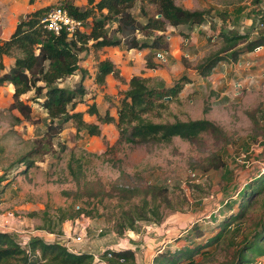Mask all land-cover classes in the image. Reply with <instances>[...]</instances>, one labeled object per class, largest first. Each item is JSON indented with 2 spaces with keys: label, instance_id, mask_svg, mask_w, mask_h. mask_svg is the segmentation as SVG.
<instances>
[{
  "label": "rangeland",
  "instance_id": "374dc122",
  "mask_svg": "<svg viewBox=\"0 0 264 264\" xmlns=\"http://www.w3.org/2000/svg\"><path fill=\"white\" fill-rule=\"evenodd\" d=\"M67 1L83 9L89 7L88 0H0V43L10 37L27 13L50 5L64 7ZM187 1L192 10L228 12L227 20L210 16L193 30L170 26L166 33L167 61H161L158 52L148 48L146 67L143 69L133 58L128 62L126 77L130 72L142 73L144 77L164 81L167 86L186 77L190 82L185 83L179 98L157 111L161 117L150 118L155 122L207 118L222 128L229 143H220L211 133L203 134L195 144L180 137L158 145L119 143L116 123H102L87 110L96 103L102 116L109 112L117 119L127 80L114 76L109 86H95L92 79L99 61L108 52L95 50L90 42L81 55V66L87 74L79 72L59 84L75 88L84 77L86 95L76 110L85 112L87 122L99 123L103 135H87L73 122L66 123L54 138L44 135L40 131L46 112L35 92L23 95L22 99L32 106L37 123L25 120L11 108L12 85H0V231L14 233L20 242L26 236H42L46 232L61 236L76 226L72 219L62 221L63 217L81 209L85 213L78 218L79 222L89 224L82 244L85 250L99 254L107 247L120 249L132 245L138 254L136 264H151L149 260L164 239H182L189 246L185 235L195 225L205 233L203 237L192 238L190 245L196 247L220 230L226 200H235L241 187L264 170V46L244 54L237 62L220 63L208 77L200 74L198 66L223 46L224 27L236 26L242 32L250 28L258 17L255 11L259 5L253 0ZM141 5L138 2L133 8L140 24L146 16L156 13L155 5L145 3V15L140 12ZM84 25V31H90L91 19ZM139 36L140 40L147 38L144 34ZM118 47L115 57H121V51L127 50L123 45ZM19 55L16 51L4 58L6 66L0 69V76L10 70ZM239 86L242 87L237 91ZM216 154L226 162V167L206 170L209 158ZM30 160H35L31 168ZM71 164L77 171L76 177L70 172ZM148 186L168 190L169 202L162 197L158 200L162 220H140L136 230L119 234L115 227L121 211L140 204ZM122 187L142 191L130 200L122 199L118 195ZM262 196L250 206L241 232L251 230L264 214ZM101 228L103 233H99ZM182 234L185 235L180 237ZM239 234H234L238 235L235 243L242 239ZM222 242L223 239L203 248L194 258L201 264L231 260L235 246ZM252 264H264V257Z\"/></svg>",
  "mask_w": 264,
  "mask_h": 264
},
{
  "label": "trees",
  "instance_id": "16d2710c",
  "mask_svg": "<svg viewBox=\"0 0 264 264\" xmlns=\"http://www.w3.org/2000/svg\"><path fill=\"white\" fill-rule=\"evenodd\" d=\"M253 1L254 4L259 5L255 11L257 19L243 32L237 31L234 28L236 26L230 29L223 28L221 32L223 46L208 55L198 66L202 76H210L222 62H237L244 54L264 46L263 0ZM138 2L143 4L140 12L145 15V3L155 5L156 9L155 15L146 16L145 22L141 24L133 12ZM88 4L89 7L83 9L67 1L64 7L76 19L84 22L91 19L90 31L78 30L73 36H69L64 30L59 34L49 30L42 23V19L53 8L50 5L24 15L11 36L0 43L1 70L5 69L4 56H12L16 51L21 54L16 56L10 70L0 76V85L11 83L15 88L11 108L16 109L25 120L36 122L32 106L22 99L23 95L35 92L38 98L44 99L41 105L46 112V116L42 119L44 128L40 133L51 138L60 134L68 122L75 123L76 128L79 131L83 130L87 135H103L99 123L87 122L84 118L85 112L76 110L86 95L84 77L75 88L62 87L59 84L79 72L87 74L81 66V55L87 50L90 42L95 50L123 45L127 50L150 48L153 52L168 51L166 33L170 26L186 25L193 30L201 26L207 17L222 16L226 21L229 15L228 12L210 9L192 10L177 4L175 0H88ZM113 23L115 26L112 25ZM151 32H155L156 35ZM255 33H258L257 37H254ZM139 34H144L147 38L140 40ZM110 74L120 78V72L112 60H100L95 76L96 82L104 85ZM189 82L183 77L174 85L167 86L162 80H154L140 74L134 75L127 82L128 88L121 99L117 119L109 112L102 116L96 103L87 111L90 115H96L102 123L115 122L120 135L119 143L136 146L158 145L170 143L174 138L180 137L195 144L203 134L211 133L215 134L214 138L220 143L227 145L228 135L220 126L207 118L174 122H155L150 118L155 115L161 117V113L157 111L165 109L168 102L178 99L185 83ZM28 165L30 168L33 167L35 160L28 161ZM78 166L80 170L82 164ZM225 167L226 162L216 154L213 158H209L205 169L220 170ZM70 172L76 177L77 171L72 164ZM144 189L142 202L122 210L118 216L115 228L119 234H123L126 230H136L137 222L140 220H162L161 204L158 200L162 197L164 201L169 202L168 190L160 186H148ZM141 191L140 188L122 187L119 188L118 195L122 199L130 200L135 195L141 194ZM261 195H263L261 203L264 210V171L243 185L235 200L227 201L228 211L223 213V218L220 220L221 228L214 236L205 240V243L192 247L190 245L193 243L192 238L197 239L205 234L194 225L185 235L189 246L185 245L174 251L166 249L159 252L152 264H201L194 258L195 254L216 242L220 243L222 239V243L234 245L235 250L231 260L225 259L217 264L257 262L258 258L264 257V214L259 216L251 230L241 231L250 206ZM84 213L79 209L75 214L65 215L62 221L76 220ZM236 232L240 233L239 237L242 236V239L235 243L234 238L238 236L234 235ZM248 232L251 235H248ZM96 254L92 251L73 253L63 244L46 242L41 236H32L25 247L14 233L0 231V264H136V252L130 248L120 250L107 248L97 254L100 261L96 260Z\"/></svg>",
  "mask_w": 264,
  "mask_h": 264
},
{
  "label": "built area",
  "instance_id": "2783aa9c",
  "mask_svg": "<svg viewBox=\"0 0 264 264\" xmlns=\"http://www.w3.org/2000/svg\"><path fill=\"white\" fill-rule=\"evenodd\" d=\"M262 9L264 11V6L262 7ZM42 23H44L46 28L58 34L63 30L67 31L69 36H73L78 30L80 31L85 30V27H84L85 22L83 20H79L73 17L69 13V11L65 7H62V6L53 7L43 17ZM112 25L115 26V23H113ZM262 47L263 46L257 47L255 50L258 51ZM157 56L161 61H167L169 52L161 50V51H158ZM240 87L242 86H239L237 88V91H239ZM39 100L41 101L40 103H42L44 99L39 98ZM79 221H80L79 219L74 220L73 222L76 226L70 232L66 231L64 235L57 236L55 234H51L48 232H46V234H40V235H42L41 237H43L46 242H59L63 244L64 246H66L67 249L73 253L79 254V253L85 252L87 250L84 251L82 244L85 243L89 224H81ZM103 231H104L103 228H101L99 230V233L100 232L103 233ZM33 236H37V234H33ZM31 237L32 236H28V237L26 236V238H24V241L21 243L22 244L28 243ZM79 244L80 246H78ZM95 258L97 261H100V257L97 254L95 255Z\"/></svg>",
  "mask_w": 264,
  "mask_h": 264
},
{
  "label": "crops",
  "instance_id": "0c3cea01",
  "mask_svg": "<svg viewBox=\"0 0 264 264\" xmlns=\"http://www.w3.org/2000/svg\"><path fill=\"white\" fill-rule=\"evenodd\" d=\"M176 1V3L177 4H179V5H185L184 7H186V8H191V6H189V4H188V1L187 0H175ZM208 18V17H207ZM180 26H185L186 28L185 29H189L188 28V26H186V25H180ZM180 26H178V27H180ZM178 27H174V28H178ZM16 29V28H15ZM15 31V30H14ZM13 31V32H14ZM10 36H11V34H10ZM8 39V38H7ZM7 39H5V40H7ZM105 50V52H108V53H106L105 55H104V57L102 58V59H110V60H112L114 63H115V65H116V67H117V69L119 70V72H120V76H123V77H126V73H127V66H128V62L131 60V59H133V58H136V60L140 63V65H142L141 67L143 68V67H146V63H147V61H148V58L146 57L149 53H150V49H148V48H143V49H131V50H122L121 51V53H122V56L120 57V56H114L113 54H116V53H114V52H117L118 50H120L119 49V47L118 46H111V47H106V48H104ZM110 52H111V54H110ZM124 52V53H123ZM6 57H10V56H4V58H6ZM5 60L3 59V62H4ZM15 61V60H14ZM14 63V62H13ZM4 65L6 66V64L4 63ZM14 65V64H13ZM219 66V65H218ZM217 66V67H218ZM217 67L215 68V69H217ZM11 68V67H10ZM9 68V69H10ZM144 69V68H143ZM126 70V71H125ZM152 70H154V69H152ZM7 72V71H6ZM140 75L142 74V73H139ZM139 74H134L133 72H130L129 73V76L128 77H126L125 79L127 80V82H129L130 81V79L134 76V75H139ZM96 75V74H95ZM93 81H94V83H95V86L96 87H99V86H104V85H110L111 84V81H113L114 80V75L113 74H110V75H108L107 76V78H106V83L104 84V85H100V84H98L97 82H96V80H95V77L92 79ZM117 81V80H116ZM5 84H10V85H12V87H13V90H12V95L14 94V92H15V88H14V86H13V84H11V83H5ZM5 84H3V85H5ZM84 84H85V82H84ZM86 85V84H85ZM126 85V88H128V83L127 84H125ZM33 92V91H32ZM97 101V99H95V102ZM264 171V170H263ZM260 175V173L257 175V176H259ZM256 176V177H257ZM255 178V177H254ZM237 197H238V193H237ZM236 197V198H237ZM235 198V199H236ZM230 200H232V199H230ZM227 201H229V200H226V203H227ZM225 207H226V204H225ZM228 210H227V208H226V210H225V213L227 212ZM2 232H7V231H2ZM185 235V234H184ZM183 234L180 236V237H183L184 236ZM182 243V244H181ZM121 244V243H120ZM185 246V244H184V241L181 239V240H179L178 238H169V239H164L163 240V243H162V246L160 247V248H158V250L154 253V255H152V257H151V260H149V261H152L153 262V259H154V257L159 253V252H162V251H164V250H166V249H170V250H176V249H180V248H182V247H184ZM107 248H111V249H114V250H120V249H126V248H130V249H132V250H134L135 251V248H134V246H128V247H123V248H120V249H115V248H113L112 246L111 247H107ZM84 251H85V249H84ZM136 262H138V254L136 253ZM149 264H150V262H149Z\"/></svg>",
  "mask_w": 264,
  "mask_h": 264
},
{
  "label": "water",
  "instance_id": "95a60500",
  "mask_svg": "<svg viewBox=\"0 0 264 264\" xmlns=\"http://www.w3.org/2000/svg\"><path fill=\"white\" fill-rule=\"evenodd\" d=\"M19 23V22H18Z\"/></svg>",
  "mask_w": 264,
  "mask_h": 264
}]
</instances>
